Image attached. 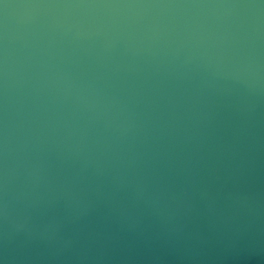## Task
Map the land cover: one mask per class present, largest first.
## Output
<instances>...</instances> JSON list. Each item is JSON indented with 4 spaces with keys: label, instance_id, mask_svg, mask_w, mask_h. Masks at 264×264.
Listing matches in <instances>:
<instances>
[{
    "label": "water",
    "instance_id": "water-1",
    "mask_svg": "<svg viewBox=\"0 0 264 264\" xmlns=\"http://www.w3.org/2000/svg\"><path fill=\"white\" fill-rule=\"evenodd\" d=\"M0 264H264V0H0Z\"/></svg>",
    "mask_w": 264,
    "mask_h": 264
}]
</instances>
